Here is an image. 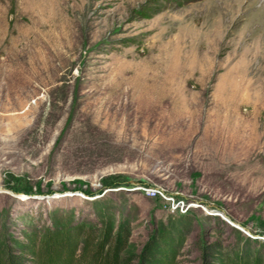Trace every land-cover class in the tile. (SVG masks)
Returning <instances> with one entry per match:
<instances>
[{
	"label": "rangeland",
	"instance_id": "1",
	"mask_svg": "<svg viewBox=\"0 0 264 264\" xmlns=\"http://www.w3.org/2000/svg\"><path fill=\"white\" fill-rule=\"evenodd\" d=\"M236 1L0 0V264H254L264 0Z\"/></svg>",
	"mask_w": 264,
	"mask_h": 264
},
{
	"label": "trees",
	"instance_id": "2",
	"mask_svg": "<svg viewBox=\"0 0 264 264\" xmlns=\"http://www.w3.org/2000/svg\"><path fill=\"white\" fill-rule=\"evenodd\" d=\"M254 243L256 244L254 247H251L250 244H247L250 250H246L244 255L242 254L241 256L235 257L241 258L242 260H251L254 264H258L261 260L264 261V243ZM3 253L4 264H28L27 258L19 253H16L15 249L9 245L3 248Z\"/></svg>",
	"mask_w": 264,
	"mask_h": 264
},
{
	"label": "bare ground",
	"instance_id": "3",
	"mask_svg": "<svg viewBox=\"0 0 264 264\" xmlns=\"http://www.w3.org/2000/svg\"><path fill=\"white\" fill-rule=\"evenodd\" d=\"M237 1H240V0H237ZM261 8L263 9V11L262 9H260L257 12L248 14V17L251 19L248 21H252V22L250 23L251 31L249 34L247 45H248L249 50L250 49H260L264 57V4L261 6ZM255 39H257V41H255Z\"/></svg>",
	"mask_w": 264,
	"mask_h": 264
},
{
	"label": "built area",
	"instance_id": "4",
	"mask_svg": "<svg viewBox=\"0 0 264 264\" xmlns=\"http://www.w3.org/2000/svg\"><path fill=\"white\" fill-rule=\"evenodd\" d=\"M145 192H146V194L147 195H149V196H153V197H156V196H162V197H165V198H167V194L165 193V192H163L162 190H159V189H157V190H150V189H148V190H145ZM169 201H172V205H175L176 206V208H180L181 207V209H183L184 207H186V204H185V202L184 201H181V200H177V201H175V198H173V197H169V198H167ZM219 215H221V216H225V215H223L222 213H220Z\"/></svg>",
	"mask_w": 264,
	"mask_h": 264
}]
</instances>
